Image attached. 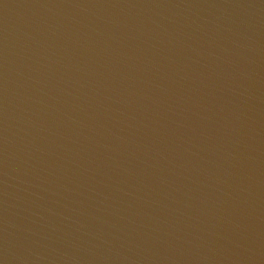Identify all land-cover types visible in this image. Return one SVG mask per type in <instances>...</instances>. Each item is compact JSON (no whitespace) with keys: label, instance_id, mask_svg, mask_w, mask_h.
I'll return each mask as SVG.
<instances>
[{"label":"water","instance_id":"95a60500","mask_svg":"<svg viewBox=\"0 0 264 264\" xmlns=\"http://www.w3.org/2000/svg\"><path fill=\"white\" fill-rule=\"evenodd\" d=\"M0 264H264V0H0Z\"/></svg>","mask_w":264,"mask_h":264}]
</instances>
